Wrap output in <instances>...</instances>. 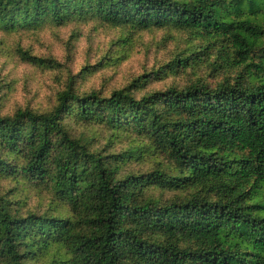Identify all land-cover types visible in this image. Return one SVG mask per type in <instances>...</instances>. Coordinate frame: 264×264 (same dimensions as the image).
Returning a JSON list of instances; mask_svg holds the SVG:
<instances>
[{
  "label": "trees",
  "instance_id": "16d2710c",
  "mask_svg": "<svg viewBox=\"0 0 264 264\" xmlns=\"http://www.w3.org/2000/svg\"><path fill=\"white\" fill-rule=\"evenodd\" d=\"M229 1L231 10L243 2ZM227 3L0 0V43L21 63L54 70L45 101L5 111L0 96V188L12 185L0 193V264H30L21 247L30 232L36 246L56 248L50 264H264V217L247 203L264 183V44L251 43L248 34L257 39L264 29L227 19ZM72 23L93 33L122 31L118 44L124 35L145 34L156 51L165 40L173 45L162 65L143 67L129 83L82 91L81 77L131 56L127 43L73 72L72 39L67 63L11 42ZM200 65L202 73L185 83L142 92L154 78ZM250 67L260 72L255 82L248 79ZM76 125L80 131L102 127L129 140V148L102 159ZM144 154L163 159L161 172L123 173ZM84 171L90 172L87 214L70 194L63 197L68 176ZM150 187L178 194L163 193L157 201L135 193ZM27 194L47 201L50 211L23 212ZM242 225L255 253L222 241L223 232ZM76 227V242L63 241Z\"/></svg>",
  "mask_w": 264,
  "mask_h": 264
},
{
  "label": "rangeland",
  "instance_id": "374dc122",
  "mask_svg": "<svg viewBox=\"0 0 264 264\" xmlns=\"http://www.w3.org/2000/svg\"><path fill=\"white\" fill-rule=\"evenodd\" d=\"M226 9L229 10V14H225L227 19H241L254 22L260 28L264 29V0H243V2L231 10V2L227 0ZM87 25L72 23L71 25H65L62 27H46L35 33L30 32L25 34L20 39L13 37V43L20 42L24 48H28L36 55L44 57H53L62 63H67V52L65 51L66 45L71 40L70 53L71 59L69 65H72L73 72L78 70V67H82L85 63L89 65L95 64L99 59L105 57L106 54L122 48V45L126 46V51L131 49V56L122 61L117 66H105L100 70L85 75L79 79V87L82 91H89L91 89H99L100 87H106L110 89L120 85H124L131 81V77L139 74L142 68L150 69L152 65H162L167 55L171 52L172 42L166 41L164 47L159 51L151 48V36L140 35H124L125 43H116L117 40L122 39V31L111 30L108 31L104 28H100L96 33L86 30ZM89 28V26H88ZM81 34L80 37H76ZM250 42H255L256 46L264 44V32L260 34L259 38L255 39L248 34ZM76 37V39H74ZM1 39V36H0ZM9 41V40H8ZM74 47V48H73ZM15 48V45H14ZM11 51V50H10ZM7 52L5 45L0 43V84L2 86L0 90V96L2 97V104L5 111L10 110L12 107L19 105L23 106L30 103L34 105L38 102L45 101L49 96L52 87V78L54 70L40 71L35 67L21 63L18 58ZM73 58V59H72ZM204 65H200L199 68H187L185 71H180L175 74L166 73L161 77L154 78L149 81L142 92H149L152 90H158L166 88L167 86L185 83L194 73L200 75L203 71ZM248 73L249 81L255 82L257 75L260 72H256L254 68L250 67L246 70ZM77 134L84 133L83 138L90 140L89 149L96 151L102 159L108 157V153L119 151L129 148V140L117 135H113L104 128H98L96 126L89 127L88 130L79 128V125L75 126ZM158 162H164L158 155L149 156L144 154L138 161H130L125 165L123 173L131 171L133 173H149L151 171L161 172V168L157 166ZM106 166H108L106 164ZM89 171H84L81 176L75 174L68 176V179L64 185L67 189L63 192V197L69 196L68 199H72L77 202V205H82V212L87 214L91 200L88 198L90 194V188L88 185ZM72 181L75 184L71 188L69 185ZM11 184H3V190L0 188V193H7V190L11 189ZM136 195L146 200H161L162 194L165 197H171L177 195L178 192L162 191L160 188L150 187L145 189L144 192L138 193V189L135 191ZM185 194V193H184ZM25 206L23 212L29 211V213L40 216L41 214L50 211L49 203L47 201L38 200L31 194H27L24 198ZM247 203L251 206L250 211L256 215L264 217V183L261 184L256 190H254L249 196ZM42 216V215H41ZM79 231V228H71L65 235L64 240L72 239L76 242L74 235ZM29 236L21 241V247L25 253L28 254L30 264H50L51 261L57 258L56 248H52L49 252L43 247L35 245V241ZM221 238L225 246L235 247L239 246L241 250L246 251L249 255L251 252L255 253L254 240L250 237L249 230L246 225H242L238 230H228L221 234Z\"/></svg>",
  "mask_w": 264,
  "mask_h": 264
}]
</instances>
